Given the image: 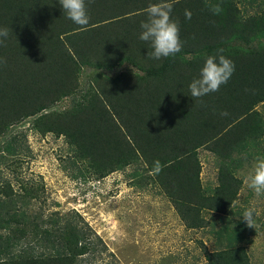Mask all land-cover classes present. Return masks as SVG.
Wrapping results in <instances>:
<instances>
[{
  "label": "trees",
  "instance_id": "16d2710c",
  "mask_svg": "<svg viewBox=\"0 0 264 264\" xmlns=\"http://www.w3.org/2000/svg\"><path fill=\"white\" fill-rule=\"evenodd\" d=\"M259 1L85 0L81 27L59 0H0L8 30L0 36V174L11 172L0 176V264H96L106 250L79 212L32 210L46 199L42 181L20 178L31 130L65 139L74 178L102 181L132 168L131 186L163 195L186 230L208 234L196 263L253 264L255 228L237 202L245 167L264 159ZM154 3L171 5L182 44L159 60L139 38ZM219 55L234 74L219 91L191 98L190 83ZM202 149L215 159L214 186L202 180Z\"/></svg>",
  "mask_w": 264,
  "mask_h": 264
},
{
  "label": "rangeland",
  "instance_id": "374dc122",
  "mask_svg": "<svg viewBox=\"0 0 264 264\" xmlns=\"http://www.w3.org/2000/svg\"><path fill=\"white\" fill-rule=\"evenodd\" d=\"M264 6V0H260ZM258 3V2H257ZM70 104L65 100L62 107ZM26 122L19 131H27ZM28 144L32 155L22 166L20 178L42 181L46 203L37 202L32 210L51 212H79L95 232L102 237L106 250L96 264H206L196 263L202 256L200 241H207L205 231H188L167 198L154 191H139L131 186L129 174L119 171L102 181L74 178L68 163V144L64 138L49 134L42 136L29 131ZM202 180L216 185L215 159L207 150L200 151ZM264 160V159H263ZM256 162L244 169L245 180L253 173ZM3 169V177H11ZM16 186L19 183L12 176ZM239 194L240 208L254 209L255 234L248 250L253 264H264V194L257 196L245 183ZM260 220V221H259Z\"/></svg>",
  "mask_w": 264,
  "mask_h": 264
},
{
  "label": "clouds",
  "instance_id": "9594fccd",
  "mask_svg": "<svg viewBox=\"0 0 264 264\" xmlns=\"http://www.w3.org/2000/svg\"><path fill=\"white\" fill-rule=\"evenodd\" d=\"M59 4L64 14L74 24L81 27L88 25L89 17L85 0H59ZM145 11L147 20L140 25L142 32L139 38L148 42L152 48V51L148 52V57L159 60L175 56L181 51L182 44L180 28L170 16L171 5L166 3L149 4ZM185 16L191 19L189 11L185 12ZM7 35V29H0V36L7 37ZM234 71V63L224 55H219L218 58L209 56L200 70L199 78L194 79L189 85L191 98L199 99L219 91L221 85L230 80ZM222 115H227V112L222 113ZM245 183L257 196L264 194V160H260L256 164L254 173L245 180ZM253 217L254 209L252 208L245 210L241 216L249 228H255Z\"/></svg>",
  "mask_w": 264,
  "mask_h": 264
},
{
  "label": "crops",
  "instance_id": "0c3cea01",
  "mask_svg": "<svg viewBox=\"0 0 264 264\" xmlns=\"http://www.w3.org/2000/svg\"><path fill=\"white\" fill-rule=\"evenodd\" d=\"M257 7H254V9H251V8H249L251 11L252 10H254V11H256L257 9H256ZM203 167H204V165H203ZM243 189V188H242ZM242 191V190H241ZM240 193H242V192H240Z\"/></svg>",
  "mask_w": 264,
  "mask_h": 264
}]
</instances>
